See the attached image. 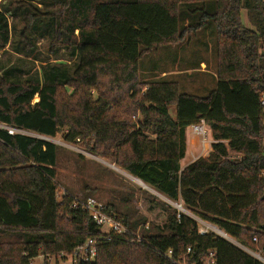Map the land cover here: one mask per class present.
<instances>
[{
  "label": "trees",
  "instance_id": "obj_1",
  "mask_svg": "<svg viewBox=\"0 0 264 264\" xmlns=\"http://www.w3.org/2000/svg\"><path fill=\"white\" fill-rule=\"evenodd\" d=\"M49 3L53 11L39 15H51L50 46L74 57L73 68L0 76V124L44 138L62 132L65 142H81L239 245L212 231L199 234L194 219L164 201L158 206L166 221L152 232L145 220L130 224L108 203L107 212L130 230L141 225L144 241L112 235L97 245L94 260L72 264H201L210 252L214 264H264L243 249L264 259V0ZM23 11L31 32L42 18ZM7 12L0 5V51L11 44ZM209 24L216 85L208 95L181 92L166 77L140 79L141 58L186 43ZM200 119L211 132V151L182 168L187 128ZM41 137L0 128V264L65 258L100 235L71 194L57 200L58 146Z\"/></svg>",
  "mask_w": 264,
  "mask_h": 264
},
{
  "label": "rangeland",
  "instance_id": "obj_2",
  "mask_svg": "<svg viewBox=\"0 0 264 264\" xmlns=\"http://www.w3.org/2000/svg\"><path fill=\"white\" fill-rule=\"evenodd\" d=\"M0 5L4 8L9 7L12 11L6 13L11 23V44L0 51V76L19 80L28 77L34 71H39L42 66L72 70L75 63L74 57L64 50H54L50 46L52 32L47 24L50 22L51 15H39L40 12L53 11L49 0H1ZM33 6H36L39 11L33 9ZM26 8L36 14L37 19L42 18V21L37 23L31 32L24 29L26 20L23 17V10ZM242 22L247 27L249 26L244 12H242ZM214 43V27L209 24L190 41L181 45L162 47L141 58L139 77L141 80L148 81L158 77L161 71H166L170 73L166 78L177 81L181 92L200 97L206 96L216 85ZM169 112L173 114V106L169 108ZM0 128L3 129L2 125ZM22 133L41 137L30 132ZM42 139L58 146L55 168L58 201L65 193H68L78 200L93 197L104 204L111 203L117 212L127 217L130 224L133 221L145 220L149 232H152L153 226L161 227L166 221V213L158 206L159 202L164 201L175 208L174 202L153 188L127 174L113 163L85 151L81 142H65L62 132L53 138L43 137ZM197 143H199L198 139L194 145ZM210 149L211 147L208 146L207 153L203 157L208 156ZM229 156L233 159L241 157L240 154L234 152H230ZM175 209L179 212L185 210L184 208L183 211L180 208ZM185 213L194 217L187 210ZM214 231L217 232L215 229ZM231 241L236 242L232 238ZM249 254L259 257L260 261L264 262L259 251H250ZM29 264H72V262L68 257L50 255L44 260V257L39 255L30 260Z\"/></svg>",
  "mask_w": 264,
  "mask_h": 264
},
{
  "label": "built area",
  "instance_id": "obj_3",
  "mask_svg": "<svg viewBox=\"0 0 264 264\" xmlns=\"http://www.w3.org/2000/svg\"><path fill=\"white\" fill-rule=\"evenodd\" d=\"M260 105L262 106L264 110V96L261 97ZM0 125H2L3 129L7 130L8 133L10 134L14 132H18V133L24 132L21 130L12 129L3 124H0ZM187 129H189L190 134H192L198 139V142L200 143V145H202L205 148V153H207L206 149L208 146H210L213 140L211 138L210 130L207 127L204 119H200L196 123L189 126ZM205 153L203 155H205ZM174 204H175V208H180L183 211L181 202H174ZM73 207H80V209H82L83 211H87L89 213L93 221L98 226L100 235L87 237V239L85 240L83 244L77 246L71 252V254L66 256L71 259L72 263L77 262V261L89 262V261L94 260L96 253H97V245L102 241L110 240L112 235L129 234L131 243H139V242L144 241V238L141 233V225L138 226L134 231L130 230L122 222V220L117 218L116 214H114L113 212H107L106 204L102 203L101 201H98L97 199L93 197H88L85 200H78L75 198ZM184 213H185V210H184ZM191 218L196 221L199 234H205L209 231L216 233L214 229L215 230L217 229L211 224L201 220L195 215L194 217H191ZM144 230H148V224L144 225ZM243 249L245 251H248L246 248H243ZM187 251H189V249H187ZM248 252L250 253V251ZM59 257L63 258V254L61 253ZM214 262H215V259L213 256V252H210L207 258H205L201 264H214Z\"/></svg>",
  "mask_w": 264,
  "mask_h": 264
},
{
  "label": "crops",
  "instance_id": "obj_4",
  "mask_svg": "<svg viewBox=\"0 0 264 264\" xmlns=\"http://www.w3.org/2000/svg\"><path fill=\"white\" fill-rule=\"evenodd\" d=\"M201 64L204 65V63H201ZM169 74L170 73L166 71H161L158 77H167ZM187 131H188V133L186 134L187 157L181 161L182 168L187 166L189 163H191L195 159L199 157H203L204 156L203 154L205 153V148L202 145H200V143H197V145H194L196 143L197 138L193 136L192 134H190L189 129H187Z\"/></svg>",
  "mask_w": 264,
  "mask_h": 264
},
{
  "label": "water",
  "instance_id": "obj_5",
  "mask_svg": "<svg viewBox=\"0 0 264 264\" xmlns=\"http://www.w3.org/2000/svg\"><path fill=\"white\" fill-rule=\"evenodd\" d=\"M42 138H43V137H42ZM262 198H264V194H263ZM219 231H220V230L217 229V232H216V233H217L220 237H223V238L227 239L228 241H230L231 243H233V244L239 246L238 243H236V242L234 243L233 241H231L225 233H223L224 235H221V234L219 233ZM255 258L258 259V260H260L259 257H257V256H256Z\"/></svg>",
  "mask_w": 264,
  "mask_h": 264
},
{
  "label": "bare ground",
  "instance_id": "obj_6",
  "mask_svg": "<svg viewBox=\"0 0 264 264\" xmlns=\"http://www.w3.org/2000/svg\"><path fill=\"white\" fill-rule=\"evenodd\" d=\"M35 98H36V97H35ZM36 99H37V98H36ZM220 232H221V231H219V233H220ZM220 234H221V235H224L223 232H221ZM230 240H231V239H230Z\"/></svg>",
  "mask_w": 264,
  "mask_h": 264
}]
</instances>
